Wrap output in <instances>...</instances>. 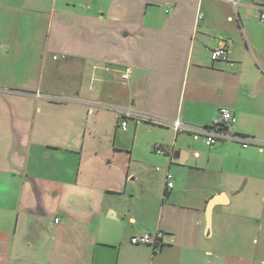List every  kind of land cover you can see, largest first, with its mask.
<instances>
[{
  "label": "crops",
  "instance_id": "1",
  "mask_svg": "<svg viewBox=\"0 0 264 264\" xmlns=\"http://www.w3.org/2000/svg\"><path fill=\"white\" fill-rule=\"evenodd\" d=\"M260 5L0 0V264H253L264 237ZM221 42L228 60H210ZM220 107L247 147L194 131ZM124 111L144 120L123 130ZM155 229V250L129 243Z\"/></svg>",
  "mask_w": 264,
  "mask_h": 264
},
{
  "label": "built area",
  "instance_id": "2",
  "mask_svg": "<svg viewBox=\"0 0 264 264\" xmlns=\"http://www.w3.org/2000/svg\"><path fill=\"white\" fill-rule=\"evenodd\" d=\"M239 0H229L230 3L235 4ZM257 2L260 0H256ZM258 18L260 22H264V7L259 6L258 10ZM229 51L228 47L224 42L219 43L216 47L211 49L210 51V60L217 61V60H228ZM55 58V56H54ZM128 70H125V72L122 74V79L128 78ZM124 120H121L120 127L125 130L127 127L126 118L132 117L136 123H140L144 118L141 116H134L130 111H124L122 112V116ZM235 114L226 107H220L219 108V114L218 118L215 119L214 123L211 126H207L205 128L194 130L198 133H201L204 137V141L207 145H213L218 140L222 139H236L240 140L242 142L243 147H247L248 140L241 138L240 136H236L233 134L232 130H230V126L236 121ZM173 126L175 128H181V123L178 120H175L173 122ZM158 153H165L164 148L161 145H155L153 148ZM167 177H171L170 175H167ZM167 188L172 187V182L168 181L166 184ZM55 221H58V219H55ZM129 243L133 245H144L149 246L153 250H155L157 247L161 246V244L164 242V232L160 229H155L154 231L149 232H139L136 234H133L129 238Z\"/></svg>",
  "mask_w": 264,
  "mask_h": 264
},
{
  "label": "rangeland",
  "instance_id": "3",
  "mask_svg": "<svg viewBox=\"0 0 264 264\" xmlns=\"http://www.w3.org/2000/svg\"><path fill=\"white\" fill-rule=\"evenodd\" d=\"M44 82H45V79H44ZM259 211H260V214L257 213V210H255L256 215L259 216L258 225H259V227L264 228V222H263L264 221V207L260 206ZM262 234L264 235V233H262ZM257 239H258V243H257V245L254 246V248L256 247V255L254 257L255 260L253 261V264H264V237H260L257 234Z\"/></svg>",
  "mask_w": 264,
  "mask_h": 264
},
{
  "label": "water",
  "instance_id": "4",
  "mask_svg": "<svg viewBox=\"0 0 264 264\" xmlns=\"http://www.w3.org/2000/svg\"><path fill=\"white\" fill-rule=\"evenodd\" d=\"M217 203V198L215 196L211 197L209 199V201H207V207H206V220H207V223L209 225V227L207 228V230L210 228V213L212 212V209L214 207V205Z\"/></svg>",
  "mask_w": 264,
  "mask_h": 264
}]
</instances>
